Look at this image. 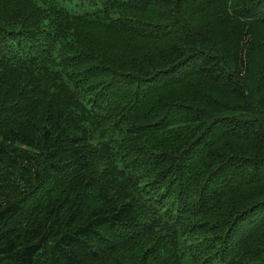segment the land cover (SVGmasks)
<instances>
[{"label": "trees", "instance_id": "obj_1", "mask_svg": "<svg viewBox=\"0 0 264 264\" xmlns=\"http://www.w3.org/2000/svg\"><path fill=\"white\" fill-rule=\"evenodd\" d=\"M0 264H264V0H0Z\"/></svg>", "mask_w": 264, "mask_h": 264}]
</instances>
